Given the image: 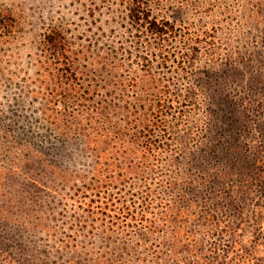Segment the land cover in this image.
Returning <instances> with one entry per match:
<instances>
[{
  "label": "rangeland",
  "instance_id": "1",
  "mask_svg": "<svg viewBox=\"0 0 264 264\" xmlns=\"http://www.w3.org/2000/svg\"><path fill=\"white\" fill-rule=\"evenodd\" d=\"M141 3L164 33L127 0H0V264H264V0ZM160 90L150 158L88 188L64 136L92 108L129 135Z\"/></svg>",
  "mask_w": 264,
  "mask_h": 264
},
{
  "label": "trees",
  "instance_id": "2",
  "mask_svg": "<svg viewBox=\"0 0 264 264\" xmlns=\"http://www.w3.org/2000/svg\"><path fill=\"white\" fill-rule=\"evenodd\" d=\"M127 2L129 10L127 18L130 28L138 29L143 26L146 32L156 36L165 32L163 26H158L157 20L149 19L147 12L142 8L141 0H127ZM167 27L170 28V26L166 25V28ZM111 30L112 29L108 30L110 31L109 33H111ZM47 46L50 55L53 57V64L59 63V58L56 56H64L66 53L65 51L69 50L61 32L58 30H51V35L47 38ZM111 48L114 49V47ZM111 48H109L110 51H112ZM62 62L60 61V63ZM63 64L68 68L70 62L66 61V63ZM142 66L145 67L146 62L143 61ZM152 81L154 80H150V82ZM163 93V90H160V94H158V92L155 94L153 93L154 97L151 100L150 108L147 109V117L135 120L134 124L139 128L129 135L121 132L119 128L109 120L106 111H104L105 108H92L90 110L86 109L85 115L82 116L80 122H76L73 133L64 136L66 162L69 163L71 160L76 159L77 156L73 157L72 153L74 152L72 150L79 152L80 159L84 158L88 160L89 169L78 175V178L81 180H85V177H87L86 179L89 180L88 188L93 189L97 187V185L96 187H90V184H95L99 175L103 172L105 174L108 173L109 167L113 164L112 159L117 157L118 152L124 156V150L130 145H134L135 143L140 145L143 151L140 157L142 160L150 158V156L146 155L152 150V142L149 139V135L160 125L158 119L165 107ZM81 106L84 108L86 107L84 104H81ZM51 120L56 122L55 117H52ZM70 134L72 135L70 136ZM134 153L139 154V151L135 149ZM75 154L77 155V153ZM113 178L114 176L112 175H106V179L109 183L114 180ZM187 188H190V186H187ZM88 205L89 203L87 206ZM120 212L125 213L124 208H121Z\"/></svg>",
  "mask_w": 264,
  "mask_h": 264
}]
</instances>
